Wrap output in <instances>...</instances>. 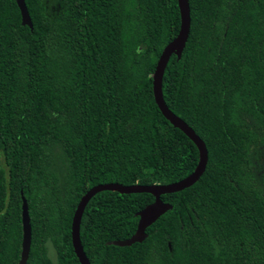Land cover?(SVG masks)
I'll return each instance as SVG.
<instances>
[{"label":"trees","instance_id":"16d2710c","mask_svg":"<svg viewBox=\"0 0 264 264\" xmlns=\"http://www.w3.org/2000/svg\"><path fill=\"white\" fill-rule=\"evenodd\" d=\"M0 0V264H17L20 198L30 247L25 264H78L69 226L80 197L104 183L165 185L190 174L194 145L161 116L151 74L178 30L175 0ZM189 31L161 80L167 109L204 143L207 161L171 206L129 238L145 193L104 191L85 206L79 240L89 264H264V0H187ZM69 116V122H67ZM70 124L74 139L67 135ZM69 169L57 213L35 210L31 186L47 182L45 149Z\"/></svg>","mask_w":264,"mask_h":264},{"label":"water","instance_id":"95a60500","mask_svg":"<svg viewBox=\"0 0 264 264\" xmlns=\"http://www.w3.org/2000/svg\"><path fill=\"white\" fill-rule=\"evenodd\" d=\"M175 1L179 16L178 30L175 37L162 48L155 62V66L151 74V93L153 102L161 116L171 125V127L179 130L196 148L197 163L190 174H188L183 179L170 184H134L125 186L117 183H104L89 188L78 200L72 213L69 226L70 245L78 264H89L80 245L79 224L85 206L94 195L100 192L109 191L116 192L120 195L145 193L153 198L151 203L147 204L141 210L136 212L135 216L137 217V222L133 234L125 240L112 241L109 243L116 247H127L134 243L142 242L146 237L145 229L154 223L166 211L171 209L169 204L164 203L159 199L161 195L176 193L190 187L198 180L204 171L207 161V153L204 143L182 120H180L167 109L161 95V80L166 64L171 55L175 56L176 60L180 58L189 31V9L187 0ZM14 3L19 11L20 25L31 29V23L23 0H14ZM20 201L21 240L20 254L17 264H25L30 247V225L27 205L25 199L22 196Z\"/></svg>","mask_w":264,"mask_h":264},{"label":"rangeland","instance_id":"374dc122","mask_svg":"<svg viewBox=\"0 0 264 264\" xmlns=\"http://www.w3.org/2000/svg\"><path fill=\"white\" fill-rule=\"evenodd\" d=\"M67 117V122H69V116ZM66 130L69 138L74 139L76 133L73 132L69 123L66 125ZM45 159L44 173L49 185H44L43 181L39 179L31 186V198L35 210L42 209L48 214L53 213L54 215L57 213L58 200L61 201L67 189L66 173L69 163L64 151L57 143H52L45 149ZM52 238L53 235H49L43 240L42 250L44 258L50 264H56L57 256Z\"/></svg>","mask_w":264,"mask_h":264}]
</instances>
